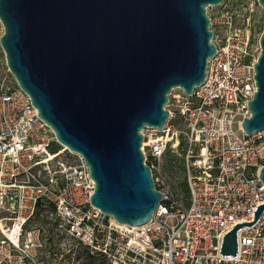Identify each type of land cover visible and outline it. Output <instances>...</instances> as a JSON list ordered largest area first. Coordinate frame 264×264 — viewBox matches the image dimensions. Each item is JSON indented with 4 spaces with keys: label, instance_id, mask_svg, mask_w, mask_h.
Here are the masks:
<instances>
[{
    "label": "built area",
    "instance_id": "1",
    "mask_svg": "<svg viewBox=\"0 0 264 264\" xmlns=\"http://www.w3.org/2000/svg\"><path fill=\"white\" fill-rule=\"evenodd\" d=\"M255 3L240 10L223 0L218 13L209 15L216 51L204 81L189 96L173 88L163 129L142 130L145 163L162 199L139 226H121L92 205L95 181L83 157L58 141L4 58L0 264H64L69 241L107 264H264V211L238 230L236 255L220 252L223 234L237 222L254 220L255 207L264 201V129L248 134L242 127L257 91L261 33ZM175 120L183 124L188 195L170 186L162 167L168 147L179 144L172 143Z\"/></svg>",
    "mask_w": 264,
    "mask_h": 264
},
{
    "label": "water",
    "instance_id": "2",
    "mask_svg": "<svg viewBox=\"0 0 264 264\" xmlns=\"http://www.w3.org/2000/svg\"><path fill=\"white\" fill-rule=\"evenodd\" d=\"M223 0H0V45L18 85L58 141L80 154L95 181L91 203L122 224L148 222L162 199L141 149L142 130L163 129L173 88L191 95L205 79L209 6ZM264 9V0H258ZM257 91L242 122L264 129V26ZM264 181V167L260 171ZM237 222L220 252L236 255Z\"/></svg>",
    "mask_w": 264,
    "mask_h": 264
},
{
    "label": "rangeland",
    "instance_id": "3",
    "mask_svg": "<svg viewBox=\"0 0 264 264\" xmlns=\"http://www.w3.org/2000/svg\"><path fill=\"white\" fill-rule=\"evenodd\" d=\"M253 2H257L256 0H227L229 5L233 7H237L240 10H243L247 4ZM256 4V3H255ZM221 9L220 6H209L207 9L208 15H216L218 11ZM254 13L256 16V25L258 34L262 31V26H264V10L259 7L258 3L254 6ZM3 33V26L0 22V36ZM4 54L2 51V47L0 45V66L5 64ZM180 88L175 90V92H179ZM177 120L173 121L175 124V129L178 131L177 136L173 140L172 143H175L177 140L179 142L178 147H173L172 144L168 147L163 160H162V167L167 175L168 182L173 189H180L186 195H188V189L186 180L183 176V151L185 147V139L184 134L180 133L183 129V124L180 122H176ZM234 128L237 129L236 123H234ZM62 261L64 264H101L100 260L94 259L91 257L89 252L83 248L82 246L76 245L71 241L68 242V251L62 257Z\"/></svg>",
    "mask_w": 264,
    "mask_h": 264
},
{
    "label": "trees",
    "instance_id": "4",
    "mask_svg": "<svg viewBox=\"0 0 264 264\" xmlns=\"http://www.w3.org/2000/svg\"><path fill=\"white\" fill-rule=\"evenodd\" d=\"M88 251V250H87ZM89 252V251H88ZM89 254L91 255V257H93L94 259H98L97 257H95L93 254H91L90 252H89ZM98 260H100V262H101V264H107L106 262H105V260L104 259H102V258H99Z\"/></svg>",
    "mask_w": 264,
    "mask_h": 264
},
{
    "label": "bare ground",
    "instance_id": "5",
    "mask_svg": "<svg viewBox=\"0 0 264 264\" xmlns=\"http://www.w3.org/2000/svg\"><path fill=\"white\" fill-rule=\"evenodd\" d=\"M264 25V24H263ZM262 30H263V26H262ZM67 147V146H66ZM117 224H119V225H121V226H124V224H122V223H117Z\"/></svg>",
    "mask_w": 264,
    "mask_h": 264
}]
</instances>
